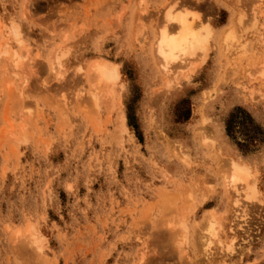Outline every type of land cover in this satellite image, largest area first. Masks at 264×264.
Listing matches in <instances>:
<instances>
[{
    "label": "rangeland",
    "instance_id": "1",
    "mask_svg": "<svg viewBox=\"0 0 264 264\" xmlns=\"http://www.w3.org/2000/svg\"><path fill=\"white\" fill-rule=\"evenodd\" d=\"M168 14L210 35L165 74ZM263 63L264 0H0V264H264Z\"/></svg>",
    "mask_w": 264,
    "mask_h": 264
},
{
    "label": "bare ground",
    "instance_id": "2",
    "mask_svg": "<svg viewBox=\"0 0 264 264\" xmlns=\"http://www.w3.org/2000/svg\"><path fill=\"white\" fill-rule=\"evenodd\" d=\"M169 15L170 14H168V20L173 21L176 24V27H175L176 30L174 31L175 33L170 34L167 32L166 28H163L160 31L159 36L157 37L158 39L156 42V49H155L156 54L161 61V67L163 69V72H165V74L171 72L170 70L171 65L179 61L184 62L187 59H189L191 56H193L194 52H196L197 50H203L204 47L206 48L205 45L208 44L207 42L209 40L208 38L210 35V30H208L206 27L200 29L197 26H195L194 17L191 19H188L186 14L185 15L180 14L176 16L174 15L175 17L174 16L170 17ZM198 26L201 27V25H198ZM245 36L246 34H244L242 37L240 47L242 46L244 47L246 45ZM234 45L235 43L233 42V40L231 39L225 40V47L228 52L231 51ZM28 55H29L28 52L25 53L24 57L18 54H15V61H14L15 66H18L22 62H25V60H28ZM54 61H55V65L58 68L62 67V63L60 61V58H58V55L56 56ZM188 63L190 64V62ZM92 64L93 65L91 66V71H92V74L96 76V77L94 76L95 79L98 78V81H97L98 83L103 81L109 84L110 82H113L119 79L116 66L108 67L109 65L106 66L103 63H100V62L98 63V61L95 62V64L94 63ZM200 64H201V60L199 63L192 64V65H194V67L197 68ZM257 72L260 75V78L264 81V63H263V66L260 68V70ZM252 93L253 92L251 91L250 94ZM262 96H264V92ZM92 97H94V95ZM226 163L228 164V167H229L228 169L229 174H228V178H225V179H227L226 183L229 185V188L230 186L235 187L237 182H243L248 187L249 194H251V197H257V187H250V185L248 184L249 177L253 175L252 174L253 172L250 171L248 164L245 161H242L238 158L237 159L228 158ZM210 218L213 221V217H209V219ZM208 223H209L208 225L209 227L207 228V232H208L207 238L208 239L205 241L207 243V246H209V244L212 243L211 239H214L218 236L217 230L215 229V226H214L215 222L213 221L211 223L210 221ZM234 240L235 238L233 236L228 241V243H225L222 246L221 249H225L229 253L234 252V244H233ZM216 241H218V239ZM218 242L220 243V241ZM34 243H38V242L35 241ZM242 250L239 256H241L243 252Z\"/></svg>",
    "mask_w": 264,
    "mask_h": 264
},
{
    "label": "trees",
    "instance_id": "3",
    "mask_svg": "<svg viewBox=\"0 0 264 264\" xmlns=\"http://www.w3.org/2000/svg\"><path fill=\"white\" fill-rule=\"evenodd\" d=\"M128 120H129V126H132V124H131V119H130V117H128ZM132 127H134V126H132Z\"/></svg>",
    "mask_w": 264,
    "mask_h": 264
}]
</instances>
